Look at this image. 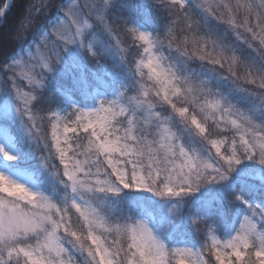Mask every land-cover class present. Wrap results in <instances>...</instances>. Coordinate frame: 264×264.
Here are the masks:
<instances>
[{
	"label": "snow or ice",
	"instance_id": "1",
	"mask_svg": "<svg viewBox=\"0 0 264 264\" xmlns=\"http://www.w3.org/2000/svg\"><path fill=\"white\" fill-rule=\"evenodd\" d=\"M0 5L4 17L11 5ZM154 10L167 23L150 32ZM52 11L59 16L41 32ZM37 33L24 55L7 60L0 51L7 61L0 92L12 98L0 102V120L14 113L43 147L41 160L62 195L0 175V264H264V200L233 194L228 202L244 209L238 226L227 239L215 235L227 222L222 204L234 173L249 176L247 189L264 197V0H40L25 6L14 47ZM133 48L147 59H135ZM193 61L206 76L189 70ZM124 70L127 82L118 79ZM112 84L113 99L80 106ZM57 101L70 106L63 119L52 107ZM0 153L16 159L3 147ZM246 162L256 167L246 172ZM208 185L221 192L203 202V215L188 214L199 235L189 246L185 198ZM125 190L170 206L159 214L123 202Z\"/></svg>",
	"mask_w": 264,
	"mask_h": 264
},
{
	"label": "trees",
	"instance_id": "2",
	"mask_svg": "<svg viewBox=\"0 0 264 264\" xmlns=\"http://www.w3.org/2000/svg\"><path fill=\"white\" fill-rule=\"evenodd\" d=\"M7 0H3V3L6 4ZM59 2L62 5H65L68 0H59ZM29 3H36L39 4L40 0H10V10L7 11V15L2 17H0V51L3 50H7L8 52V56H7V60H11L13 58L19 57L21 55H24L27 51L32 50L33 46L38 42V37L40 35V33H37L36 35L33 36H29V38L19 44V45H15V40L13 39L14 35H15V29H16V25L17 22L20 18V16L22 15L24 8L27 4ZM231 3L233 5H235V1H231ZM0 7H2V5H0ZM153 15L155 16V24L154 25H146V28L148 31L150 32H154L156 30V28H159L161 30H163L165 24L167 23V17L163 14H161L158 11L153 12ZM59 16V13L56 11H52L49 12L47 17H43L42 18V24H41V32L46 30L48 26H50L52 23H54L57 19V17ZM215 30L217 33H220L223 31V26H215ZM183 34L179 33V28H177V43H181L183 40ZM165 51H167V49H165ZM131 55L135 58V59H139L140 57H143V50L142 48L139 49V51L137 52V49L133 48L130 50ZM244 54H247V50H244ZM0 59H3L2 56H0ZM0 62H7L6 60H0ZM11 62V61H9ZM191 69H198L200 71V73L202 75H207V72L205 69L200 68V62L199 61H193L189 64V70ZM97 71H99V69H97ZM63 72V64H60L56 67L54 73L52 74V79L51 82L49 84V89L48 91H52L53 88L55 87L60 74ZM118 79L121 82H127V74H126V70L122 71L120 76L118 77ZM137 79H140V77L138 76ZM113 89V85H111L106 91H104L103 95H110L111 94V90ZM47 95V92H46ZM97 98L98 97H93L91 99H89L86 102H81L80 106L81 107H92L96 104L97 102ZM238 98V97H237ZM77 99H79L77 97ZM52 107L56 108V110L59 109H63V108H68L67 104H64L62 102H54ZM4 121H0V123H3ZM211 124V121L209 122ZM7 124V122H6ZM12 131L14 132V126L12 125ZM16 134V132H14ZM225 135H229V133H225ZM185 140L189 139L186 137L183 142ZM184 143H188V142H184ZM39 160V159H38ZM36 155H34V157H32V160H26V162H30L32 164H34V166L31 168H29L26 164H20V166H22L23 168L29 169V171H32L34 178L38 181V183L41 186L42 191H44V193L48 194V195H52V193L54 191L59 192L62 195V186L58 184V182L54 179V177H52L49 173V171L47 170V168L45 166H42L39 162H38ZM58 163V161H57ZM30 166V165H29ZM243 181H246V179H238L237 181H233L230 183V194L228 196V198L226 200L223 201V209L227 218V222L225 225L223 226H219L218 227V231L217 233H215L216 235H218L219 237H224V235H226L227 233H229L231 231V228L234 224V215L235 213H237L238 209L241 208L240 204L237 203H229L228 201L231 200L232 195L233 194H239L241 195L244 199L246 200H256L257 202H261L262 200H264V197H261L259 194H253L252 192H250L245 183H243ZM220 194V193H219ZM132 199H129L127 197L121 196V199L123 202H127V201H134L136 202L138 205H142L145 207L150 208L151 210H153L154 212H157L159 214H164L162 211H160L152 202H150V200L142 198V197H138V195L131 197ZM192 201L191 198H188L186 200V202H190ZM200 203H196L195 201L191 202V207L189 209V214L190 213H197L200 215L204 214L203 208L200 207L203 204V198L200 199ZM186 215V219H185V223H186V231L189 235L190 238V243L192 242H197L199 240V235L194 233L192 228H191V224L188 222L187 220V216L188 213H185ZM207 231V229L205 228V232ZM204 242L201 240V243Z\"/></svg>",
	"mask_w": 264,
	"mask_h": 264
},
{
	"label": "rangeland",
	"instance_id": "3",
	"mask_svg": "<svg viewBox=\"0 0 264 264\" xmlns=\"http://www.w3.org/2000/svg\"><path fill=\"white\" fill-rule=\"evenodd\" d=\"M233 1V0H231ZM236 2V0H234ZM74 53L76 54H80L78 50L73 49L72 50ZM143 57L146 60L147 57L146 55L143 53ZM63 64V63H61ZM142 71L144 73V83L146 85H152L153 81H150L148 79V69L146 68H142ZM113 85V89L111 90V94L110 95H102L100 97L97 98V102L94 106L92 107H85V110H93L95 107L98 106V100L99 99H106V100H111L115 97L117 89H116V85ZM105 94V93H104ZM11 95L8 94L7 92H0V102H8L11 103ZM70 110V106L68 105V108H63V109H59L57 110L61 116L62 119L64 117H66V112ZM0 121H4L3 123H0V147L4 148V152H6L9 155L15 156L16 159L13 161H8L4 159V155L2 153H0V175L5 176L6 178H8L11 181H14L16 183L22 184L23 186L29 188L32 191H36V192H41L46 196H51L48 195L46 193H44V191H42L40 184L38 183V181L34 178V175L32 173V171H29V169L23 168L22 166H20V164H26L29 168L32 169V167L34 166V164L32 163H28L26 162V160H32V157H34V155H36V158L38 160V162L44 166V164L46 162H42L41 157L45 155V151L43 149L42 146L38 145V143L36 141L31 140L20 128V124L19 121L15 118V115L13 113V117L9 120H0ZM7 122V124H6ZM14 126V132H16V134L12 131V127ZM177 129L182 128V125H180L179 123H177L176 125ZM47 131L49 133V138H50V132H51V128L50 125L47 126ZM70 136L72 135L71 133L69 134ZM81 136H84V133H80ZM187 136H184L181 140V143L184 142H189L188 140H185L183 142V140L186 138ZM188 138V137H187ZM78 141L74 140V139H70L69 141V146L70 147H75V144ZM83 143H87L86 140L83 141ZM81 159H83V157H80ZM30 165V166H29ZM245 171L247 172L249 169H254L256 166L250 164V163H245V165L243 166ZM33 170V169H32ZM249 176H241L239 173V170L237 173H234L232 177H230V183L233 181H237L238 179H249ZM221 192V186L220 185H208L203 189H200L198 192L192 194L189 197L185 198V213L189 214V209L191 207V202L195 201L196 203H200V199L203 198V202L206 200L211 199L212 197L218 196L219 193ZM121 196L127 197L129 199H132L131 197L134 198V196L138 195V197H142L145 199L150 200V202H152L160 211H162L163 213L167 212V208L170 205H165L163 204V202L157 198L154 197L151 193H143V192H135V191H129V190H125L123 193L120 194ZM188 198H191L192 201L190 202H186V200ZM241 208L238 209L237 213H235L234 215V224L231 228V231L229 233H227L226 235H224V237H219L217 235L218 239H227L229 237L230 234H232V229L235 226H238V221L241 217V214H243L244 209L243 206L240 205ZM185 219H186V215H185ZM216 235V234H215ZM112 237L109 236V239H111ZM203 241V240H202ZM210 243V241H208ZM196 242H192L189 243V246H192V244H194ZM203 243V242H202ZM205 258L207 259V255L205 254ZM212 264H215L214 260L212 262Z\"/></svg>",
	"mask_w": 264,
	"mask_h": 264
}]
</instances>
